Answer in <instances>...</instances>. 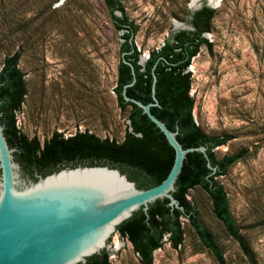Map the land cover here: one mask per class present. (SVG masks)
<instances>
[{
    "label": "rangeland",
    "instance_id": "obj_1",
    "mask_svg": "<svg viewBox=\"0 0 264 264\" xmlns=\"http://www.w3.org/2000/svg\"><path fill=\"white\" fill-rule=\"evenodd\" d=\"M119 2L137 26L133 43L145 60L181 31L174 22L188 24L203 6L214 10L204 35L211 46L201 45L187 67L193 116L206 135L231 137L215 149L217 159L249 149L217 180L250 250L249 263L264 264V0ZM124 32L114 27L104 0H0V67L7 55L19 52L26 88L14 113L17 129L41 144L53 133L66 138L80 132L121 142L130 131L129 110H120L113 89ZM187 199L226 264H249L214 216L206 193L194 188ZM182 222L181 246L173 249L164 239L153 264H218ZM106 252L111 264H140L118 233Z\"/></svg>",
    "mask_w": 264,
    "mask_h": 264
},
{
    "label": "trees",
    "instance_id": "obj_2",
    "mask_svg": "<svg viewBox=\"0 0 264 264\" xmlns=\"http://www.w3.org/2000/svg\"><path fill=\"white\" fill-rule=\"evenodd\" d=\"M104 2L114 27L125 31L122 35L124 42L120 46V60L113 91L120 110H129L130 131L126 132L119 143L108 138L100 139L88 132L76 133L66 138L60 133H53L43 144L36 138H27L17 129L14 117L26 94L24 73L18 66L20 53L15 52L7 55L0 67V122L4 125V135L9 147L16 149L15 160L33 180L36 179L35 174L45 176L64 167L107 165L126 174L138 188L147 189L158 185L165 179L173 164L174 151L163 133L142 110L135 104L126 102L121 95L123 86L132 81L130 68L123 62V58L133 64L136 74V82L127 88L126 94L144 104L152 101V68L155 65V95L159 106L151 108L152 114L169 130L178 128L177 140L183 148L206 146L210 163L216 167V171L212 173L201 153H188L173 193L184 210H171L167 206L168 200H157L149 205L148 217L142 210H138L117 226L116 233L132 245L140 264H153V253L162 247L164 239L173 249L181 246L184 219L200 244L211 253L217 263L226 264L213 235L202 223L196 207L187 199L190 190L200 188L208 196L214 216L222 223L229 236L238 243L242 256L249 263L250 250L230 213L226 191L217 180L226 174L231 165L246 157L249 149H242L217 159L215 149L226 145L231 137L203 133L195 122L194 99L189 94L191 75L187 67L201 45L208 48L211 46L202 34L210 32L214 10L203 6L193 12L189 23L194 31H179L173 34L171 40H166L158 50L151 52L142 66L138 64L139 54L133 43L137 26L127 19L119 0ZM116 12H120L122 16H117ZM86 264L111 263L108 253L104 250L89 257Z\"/></svg>",
    "mask_w": 264,
    "mask_h": 264
},
{
    "label": "water",
    "instance_id": "obj_3",
    "mask_svg": "<svg viewBox=\"0 0 264 264\" xmlns=\"http://www.w3.org/2000/svg\"><path fill=\"white\" fill-rule=\"evenodd\" d=\"M173 26L176 30L194 31L190 23L174 22ZM123 62L132 75V81L123 86V99L142 110L174 151L167 176L158 185L141 189L117 168L78 165L45 176L35 174L33 180L22 173L15 160L16 149L9 147L0 122V264H86L89 257L108 249L117 235V226L134 212L142 210L148 217L149 205L165 199L171 210H184L173 193L188 153H201L207 167L212 173L216 171L206 146L183 148L177 140L178 128L169 130L152 114L151 108L159 106L155 65L152 101L144 104L127 96L126 90L136 82V74L130 61L123 58ZM145 62L139 59V64Z\"/></svg>",
    "mask_w": 264,
    "mask_h": 264
},
{
    "label": "flooded vegetation",
    "instance_id": "obj_4",
    "mask_svg": "<svg viewBox=\"0 0 264 264\" xmlns=\"http://www.w3.org/2000/svg\"><path fill=\"white\" fill-rule=\"evenodd\" d=\"M138 64H139V61H138ZM26 94L24 95V98H25Z\"/></svg>",
    "mask_w": 264,
    "mask_h": 264
}]
</instances>
